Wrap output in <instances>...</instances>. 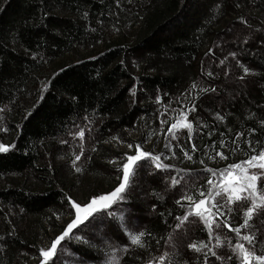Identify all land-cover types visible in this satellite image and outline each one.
<instances>
[{
  "label": "trees",
  "instance_id": "trees-1",
  "mask_svg": "<svg viewBox=\"0 0 264 264\" xmlns=\"http://www.w3.org/2000/svg\"><path fill=\"white\" fill-rule=\"evenodd\" d=\"M189 91L194 136L186 130L177 142L175 171L167 176L138 161L124 199L89 217L101 234L79 225L48 264H161L165 253L163 264H204L205 253L208 264H243V253L227 241L251 246L236 233L214 227L209 239L198 217L182 224L178 218L194 211L182 199L191 195L206 200L214 224L236 227L244 219L249 202L228 204L222 190L229 172L237 179L232 186L244 183L241 169L230 165L264 149V0H0V145L8 148L0 152V264H42L41 250L74 214L72 202L87 205L122 181L123 173L111 169L114 185L93 169L96 180L86 181L84 170L57 175L43 160L59 149V139L88 117L108 136L144 123L156 133V115ZM95 161L92 155L89 166ZM256 199L261 203L259 193ZM214 202L223 204L225 217ZM251 223L241 235L256 233L249 259L258 262L264 214ZM141 232L143 247L131 240ZM191 243L223 258L207 248L198 253Z\"/></svg>",
  "mask_w": 264,
  "mask_h": 264
},
{
  "label": "rangeland",
  "instance_id": "rangeland-1",
  "mask_svg": "<svg viewBox=\"0 0 264 264\" xmlns=\"http://www.w3.org/2000/svg\"><path fill=\"white\" fill-rule=\"evenodd\" d=\"M96 49L97 48H93L90 54L94 55ZM188 93V95L183 94L182 97L173 100L169 105H165V107L162 108L161 114L156 115V122L158 126H161L160 131L156 133L151 132L149 130V125L144 123L133 128L120 130L118 133H113L108 136L106 134H101L100 122L97 121L95 117L85 118L81 120L78 125H75L64 138L59 139L57 147L59 149H56L49 157H45L43 164L60 176L70 175L71 173L79 174V171L76 170L77 168H79L80 171H87L86 174L89 175L87 176L88 179H86V181L93 179L96 180L97 177H94V174H91V172L93 170L98 171L103 178H106L114 185V179L108 178V176L112 177L113 174V172L108 174L109 169L118 173H123V164L127 163V157L136 155L137 148L139 147L142 151L150 153L151 156L161 157L159 161H153L151 157L145 158L143 161L148 160V163L154 165V169L156 168V163L164 165L165 167H161L159 170L167 171L168 176L171 171H175L177 166L176 163H179L178 160L173 157V154L175 153L174 151L179 149L177 142L179 143V140L183 138L185 131L188 130L180 125L187 124L188 120L191 121V107L188 102V97L191 92L189 91ZM131 98L133 102L140 103L142 95L135 94L134 92L131 95ZM173 123H177L178 128L173 129V132L169 133L168 129ZM166 125L168 129H165ZM81 131L84 133L83 137L79 135ZM1 132H3V129H0V133ZM193 132L192 129L191 131L188 130L187 133H189L190 137H193ZM173 134L176 136L175 139L172 138ZM78 155L80 156V159L76 160V156ZM92 155H94L97 162H93L96 165H91L90 167L89 164H91ZM236 180L237 179L234 175H228L226 179L228 183L235 182ZM141 186H139V188ZM101 191H104V189L99 192ZM90 201L91 200H88V203ZM73 212L74 214L72 217L68 216L65 218L68 224L75 219V209L72 210V213ZM58 224H60L61 227L64 225L63 221H59ZM94 224V221L88 219L84 221L83 225L86 227L89 226L88 231L98 237V234L101 233L99 228H92ZM50 234L53 235L52 232H50ZM46 245L48 244L43 241V246L45 247ZM61 251L65 252L63 250ZM250 262L251 264H260L259 261L255 262L254 260H250ZM243 264H245V262H243Z\"/></svg>",
  "mask_w": 264,
  "mask_h": 264
},
{
  "label": "snow or ice",
  "instance_id": "snow-or-ice-1",
  "mask_svg": "<svg viewBox=\"0 0 264 264\" xmlns=\"http://www.w3.org/2000/svg\"><path fill=\"white\" fill-rule=\"evenodd\" d=\"M243 71L245 73H248L249 69L244 68ZM213 91H215V89H213ZM180 126L187 128L189 131L192 130L191 123L183 124ZM177 128H178V124L173 123L168 129V132L172 133L173 129H177ZM79 135L83 137L84 135L83 131H81ZM172 138L173 139L176 138L175 134H173ZM7 150H8L7 147L0 145V152H5ZM185 155L187 156L188 154L185 153ZM218 155H221L223 158L222 153H218ZM148 157H151L153 161H159L161 159V157L159 156H151L150 153L144 152L138 147L137 154L128 156L127 163L123 164L122 181L113 192L107 195H102V196L93 198L87 205H84V206H81L80 204L74 201L72 202V207L75 209V219H73L72 222L68 224L64 232L59 237H57L55 241L52 242L51 247L49 249L41 250V256L43 257L42 264H48V261L51 260L52 257L56 255L58 245H61V242L66 237H69L70 234H72L73 229L83 224L84 221L88 220L89 217H91L94 213L110 208L112 204L124 199V194L126 193L127 190L130 189L131 184L133 183V178L136 175L137 170L141 166L137 162L145 158H148ZM188 158L191 159L190 156ZM79 159H80V156L79 155L76 156V160H79ZM257 161H259V163H256ZM242 165H247L248 168H258L260 170H264V149L260 150L258 155L250 156V158L246 161H242L241 163L230 165L231 169H241V171L244 173L242 177L244 183H242L239 187H235L231 185V182H229V185L225 186L222 190L223 193L227 194L226 202L228 204H233L235 202H242V201L249 202L243 213L244 219L240 225L233 227L232 224L228 222V220H223L222 223L214 224L213 221L209 219L211 212L208 208L205 207L206 200L201 199L198 202H196L194 201L191 195H185L182 197V199L191 202L190 208H194V211H190L188 214L178 219L181 220V224H182L189 220V216L195 215L200 220H202L203 223L206 225L207 230H208L209 239L213 238L214 227L220 228L221 226H223L227 228L230 232L236 233V235L240 238V240L247 242V244L251 246V251L245 247L244 243L237 242L235 245H232L231 241H227V243L233 247L234 251L238 249L241 253H243V259H244L245 264H251L249 258L255 253V249L257 247L256 233L254 231H248L243 235H241V233L243 229H251L253 227L251 222H253L255 215L264 214L258 211V210H264V184L259 185V186L257 184V182L261 180L262 177H264V171L260 173L249 172L247 169L243 168ZM155 167L161 168L165 166L159 163H156ZM76 170L80 171L79 168H77ZM221 175H223V173ZM229 175L230 176L232 175L231 172H229ZM179 182L180 181L177 180L175 177L172 178L171 183L173 185L179 184ZM208 183L212 184L213 182L209 180ZM241 193H244V195H242ZM258 193H259V199L261 203H257L256 197ZM209 194L211 195V192ZM200 195L204 196V193L202 192L200 193ZM215 195L220 196L221 192L217 191ZM177 203L179 204L181 203V201L178 200ZM212 207L216 209L218 217L220 218L225 217L226 212L222 210L223 204L214 202ZM232 211H233L232 208H228L227 215L230 216ZM144 236H145V233L143 232L139 233L138 235H133L131 238L132 243L143 247L142 238ZM215 239H216V247H222L223 242L220 240L219 236H216ZM189 248L198 253L201 252L203 249L207 248L208 252L211 253V256L216 257L217 259L223 258L213 248H209L208 245L204 243H201L199 245H197L196 243H191L189 244ZM166 257H167V253H165L163 256L160 257L161 264H163ZM228 258L231 259V257H228ZM255 259L259 261L260 264H264V253L260 255H256ZM204 264H208L207 253H205Z\"/></svg>",
  "mask_w": 264,
  "mask_h": 264
}]
</instances>
